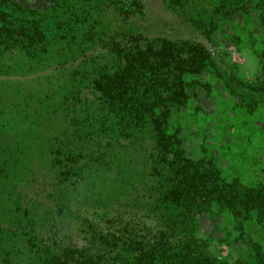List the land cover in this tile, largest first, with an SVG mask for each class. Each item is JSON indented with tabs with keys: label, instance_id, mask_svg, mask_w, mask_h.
<instances>
[{
	"label": "trees",
	"instance_id": "trees-1",
	"mask_svg": "<svg viewBox=\"0 0 264 264\" xmlns=\"http://www.w3.org/2000/svg\"><path fill=\"white\" fill-rule=\"evenodd\" d=\"M223 1L218 9L225 6ZM244 3L229 0L230 13ZM258 4L263 5L264 21V0ZM68 5L67 0L60 3L62 9ZM64 16L60 24L55 21L67 38L56 52V68L76 85L77 93L89 80L92 95H97L92 113L97 118L104 112L97 135H91L95 123L85 120L74 131L75 141L96 138L93 145L102 153L99 164L91 167L89 185L77 190L78 195L91 200L88 206L94 211L107 208L114 211L115 221H124L106 233L90 230V225L76 232L63 220L54 222L49 213L40 217L23 208L16 177L28 168L32 144L44 142L47 126L33 116L41 113L28 105L31 96H15L8 102L28 124L27 134L18 132L11 146L0 145V264H264V242L254 241L246 227L255 223L264 230V186L222 177L211 151L194 155L185 145L188 131L172 125L192 96L187 93L188 78L206 66L207 52L166 37L144 42L132 29L126 34L97 31V21L82 8ZM197 21L203 33L209 31L207 21ZM31 47L40 59L49 52ZM252 99L250 104L264 103V95ZM39 103H44L42 95ZM17 120L10 124L21 123ZM10 124L2 120L0 130ZM73 142L52 143V162L63 182L83 185L87 157ZM143 188L141 199L138 189ZM139 213L152 215L157 223L138 227L132 221ZM219 218L227 219L222 228L215 223ZM242 241L246 254L230 256L228 246Z\"/></svg>",
	"mask_w": 264,
	"mask_h": 264
},
{
	"label": "rangeland",
	"instance_id": "rangeland-1",
	"mask_svg": "<svg viewBox=\"0 0 264 264\" xmlns=\"http://www.w3.org/2000/svg\"><path fill=\"white\" fill-rule=\"evenodd\" d=\"M61 1L0 0V11L5 13L0 15V124L2 120L8 124L21 120L0 130V145L11 146L18 139L15 136L18 132L22 136L24 132L27 134L24 126L28 120L10 104L15 96H31L26 100L28 105L41 113L33 116L49 130L45 129L43 143L32 144L28 168L17 174L23 208L30 207L40 217L49 213L48 217H55L54 222L63 220L76 232L83 227L87 231L90 225V230L106 233L117 229L123 220L115 221L114 211L107 208L94 211L88 206L91 200L78 195L89 185L92 168L99 164L102 153L93 145L96 138L75 141L74 131L85 120L95 123L91 135H97L103 129L100 118L104 112L97 118L96 112L92 113L96 109L93 98L97 95H92L89 80L80 84L77 93L76 85L56 68L59 60L56 52L67 38L55 28V21L60 24L64 15L75 8L84 9L97 21V31L126 34L132 29L142 34L144 42L166 37L207 52L206 66L188 78L187 93L192 96L175 114L172 125L188 131L185 145L191 153L202 157L204 150L211 151L222 177L238 178L245 185L264 186V103L247 101L250 96L264 95V21L260 20L263 5L258 0H245L240 10L232 13L229 0L223 1L225 6L219 9V0H67L69 5L63 9ZM198 19L207 21L208 32L203 33ZM31 45L38 51L41 47L48 49L42 55H47L46 59L32 54ZM40 95L44 97L43 105L39 103ZM195 121L199 123L200 135H196ZM64 139L74 141L77 150L87 157L82 163L87 165L83 185L68 184L56 176L52 162L55 148L50 146ZM27 140L32 143V138ZM145 192V188L138 189L141 199ZM226 221L219 218L215 223L222 228ZM132 222L138 227L157 223L152 215L141 213ZM246 227L254 241L264 242V230L259 225L248 223ZM228 249L234 257L245 255L248 250L243 241ZM220 253L225 255L227 250Z\"/></svg>",
	"mask_w": 264,
	"mask_h": 264
},
{
	"label": "flooded vegetation",
	"instance_id": "flooded-vegetation-1",
	"mask_svg": "<svg viewBox=\"0 0 264 264\" xmlns=\"http://www.w3.org/2000/svg\"><path fill=\"white\" fill-rule=\"evenodd\" d=\"M252 98H253V97L250 96L249 99H248L247 101L249 102L250 100H253ZM253 102H254V101H253ZM258 103H259V102H258Z\"/></svg>",
	"mask_w": 264,
	"mask_h": 264
}]
</instances>
